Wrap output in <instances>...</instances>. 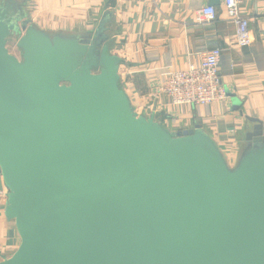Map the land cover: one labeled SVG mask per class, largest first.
Masks as SVG:
<instances>
[{"label": "water", "instance_id": "water-1", "mask_svg": "<svg viewBox=\"0 0 264 264\" xmlns=\"http://www.w3.org/2000/svg\"><path fill=\"white\" fill-rule=\"evenodd\" d=\"M109 20L51 35L0 0V168L21 237L0 264H264V123L248 117L230 168L199 125L138 115Z\"/></svg>", "mask_w": 264, "mask_h": 264}, {"label": "crops", "instance_id": "crops-1", "mask_svg": "<svg viewBox=\"0 0 264 264\" xmlns=\"http://www.w3.org/2000/svg\"><path fill=\"white\" fill-rule=\"evenodd\" d=\"M25 12L29 25L51 34L92 35L110 14L107 34L111 53L121 57L120 86L138 115L150 117L173 133L197 125L217 144L230 168H235L249 145L253 124L264 123V1L244 0L250 18L251 45H236V29L221 0L211 22L196 20L207 0H10ZM223 49L220 73L232 96L210 105H175L163 91L167 73L200 63L205 50ZM9 190L0 168V262L19 248L15 220L6 216Z\"/></svg>", "mask_w": 264, "mask_h": 264}, {"label": "built area", "instance_id": "built-area-1", "mask_svg": "<svg viewBox=\"0 0 264 264\" xmlns=\"http://www.w3.org/2000/svg\"><path fill=\"white\" fill-rule=\"evenodd\" d=\"M221 1L228 18L235 25L236 45L240 48L251 45L254 40L251 20L241 12L244 0ZM217 16V6L209 3L199 7L196 12V20L200 23L211 22ZM222 53L221 46L210 47L203 52L199 64L167 73L163 91L175 105L180 106L210 105L226 99L228 94L220 73Z\"/></svg>", "mask_w": 264, "mask_h": 264}, {"label": "rangeland", "instance_id": "rangeland-1", "mask_svg": "<svg viewBox=\"0 0 264 264\" xmlns=\"http://www.w3.org/2000/svg\"><path fill=\"white\" fill-rule=\"evenodd\" d=\"M7 47L12 54L18 57L21 56V50L17 47V38L10 37L8 39Z\"/></svg>", "mask_w": 264, "mask_h": 264}]
</instances>
